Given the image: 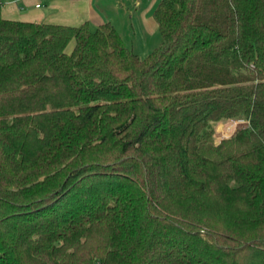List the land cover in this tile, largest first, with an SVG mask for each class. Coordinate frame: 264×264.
<instances>
[{
	"label": "trees",
	"instance_id": "1",
	"mask_svg": "<svg viewBox=\"0 0 264 264\" xmlns=\"http://www.w3.org/2000/svg\"><path fill=\"white\" fill-rule=\"evenodd\" d=\"M6 1L0 264H264V0H160L143 58Z\"/></svg>",
	"mask_w": 264,
	"mask_h": 264
},
{
	"label": "crops",
	"instance_id": "2",
	"mask_svg": "<svg viewBox=\"0 0 264 264\" xmlns=\"http://www.w3.org/2000/svg\"><path fill=\"white\" fill-rule=\"evenodd\" d=\"M160 0H7L5 18L24 22L78 26L111 23L126 46L145 53L158 32L153 12ZM73 47V44L72 46Z\"/></svg>",
	"mask_w": 264,
	"mask_h": 264
},
{
	"label": "rangeland",
	"instance_id": "3",
	"mask_svg": "<svg viewBox=\"0 0 264 264\" xmlns=\"http://www.w3.org/2000/svg\"><path fill=\"white\" fill-rule=\"evenodd\" d=\"M149 40H150L151 46L148 47L145 53L141 54L139 52L134 51L142 58L146 57L149 53H151L155 48H157L161 44V37H160L159 31L155 34L153 38L149 37ZM127 47L131 50L135 49L131 46L130 47L127 46ZM70 48H71V44L69 45L67 50L69 51ZM244 125L245 124L235 123L234 120L219 124L215 132V142L219 143L221 140L231 137L237 130L243 128Z\"/></svg>",
	"mask_w": 264,
	"mask_h": 264
},
{
	"label": "built area",
	"instance_id": "4",
	"mask_svg": "<svg viewBox=\"0 0 264 264\" xmlns=\"http://www.w3.org/2000/svg\"><path fill=\"white\" fill-rule=\"evenodd\" d=\"M234 122H235V123H238V124H239V123H240V124H246V122H244V121H235V120H234Z\"/></svg>",
	"mask_w": 264,
	"mask_h": 264
}]
</instances>
